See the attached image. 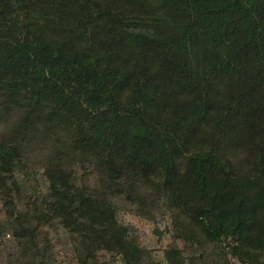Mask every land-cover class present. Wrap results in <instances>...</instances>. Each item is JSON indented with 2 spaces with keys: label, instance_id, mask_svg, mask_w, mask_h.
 Listing matches in <instances>:
<instances>
[{
  "label": "trees",
  "instance_id": "1",
  "mask_svg": "<svg viewBox=\"0 0 264 264\" xmlns=\"http://www.w3.org/2000/svg\"><path fill=\"white\" fill-rule=\"evenodd\" d=\"M0 90L49 104L109 168L160 178L208 240L264 254V156L239 177L199 148L207 128L264 140V0H0ZM16 158L0 143L1 167ZM56 194L58 215L86 208ZM103 227L141 264L116 222Z\"/></svg>",
  "mask_w": 264,
  "mask_h": 264
},
{
  "label": "rangeland",
  "instance_id": "2",
  "mask_svg": "<svg viewBox=\"0 0 264 264\" xmlns=\"http://www.w3.org/2000/svg\"><path fill=\"white\" fill-rule=\"evenodd\" d=\"M22 95L15 101L0 90V143H11L17 154L13 164L0 166V264H127L122 249L102 236L113 222L131 249L138 247L141 264H256L254 255L236 256L230 241L208 240L191 213L174 205L160 178L111 169L97 154L84 153L76 126L50 121L49 104L24 102L29 94ZM203 135L199 148L215 151L237 176L256 172L263 139L213 128ZM66 189L68 199L86 200L83 211L77 202L57 214L69 206L56 194ZM172 251L179 255L173 258Z\"/></svg>",
  "mask_w": 264,
  "mask_h": 264
}]
</instances>
